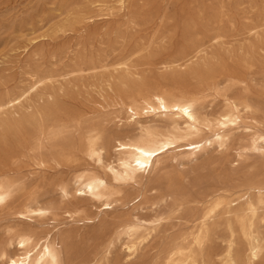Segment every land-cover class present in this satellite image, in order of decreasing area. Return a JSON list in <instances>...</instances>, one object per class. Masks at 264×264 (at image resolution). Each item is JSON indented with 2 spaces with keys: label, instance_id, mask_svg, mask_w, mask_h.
Segmentation results:
<instances>
[{
  "label": "rangeland",
  "instance_id": "1",
  "mask_svg": "<svg viewBox=\"0 0 264 264\" xmlns=\"http://www.w3.org/2000/svg\"><path fill=\"white\" fill-rule=\"evenodd\" d=\"M157 92L193 100L202 120L237 102L249 133L264 131V0H0V184L13 191L0 207V249L21 253L8 244L17 234L52 235L66 241L65 264H264V204L244 221L234 210L248 191L257 201L248 185L264 177L243 127L194 157L183 149L207 128L187 140L184 124L149 112L146 141L182 146L141 185L111 182L122 193L110 209L80 195L77 180L105 176L117 140H135L125 104ZM137 219L151 236L128 257L125 225ZM252 236L262 241L255 260Z\"/></svg>",
  "mask_w": 264,
  "mask_h": 264
},
{
  "label": "bare ground",
  "instance_id": "2",
  "mask_svg": "<svg viewBox=\"0 0 264 264\" xmlns=\"http://www.w3.org/2000/svg\"><path fill=\"white\" fill-rule=\"evenodd\" d=\"M113 70H115V68ZM232 81L234 80L232 79ZM14 104V100H10L8 102V106ZM125 106L129 109V112H132L133 116H135L134 118H137V120L135 121L137 125L135 129V140L131 142L117 140V150L121 155L117 159V162H111L106 165L102 164L105 176L95 174L87 177H81L77 180V184L80 186V188L78 189L81 191L80 195L87 194L90 199L97 201L103 200V205H106L105 209H110L109 207L114 202V200L110 199L112 195L116 197H121L122 193V190L120 188L111 186V182H115V184L117 185H141L142 183H144V179H146L148 175L153 172L162 153L168 151L172 147L174 148L182 146L179 145L180 139L177 137H164L151 142L146 141V138L152 133H154V130L149 125H147L148 120L143 119V116L145 114H148L149 112L156 117H160L163 114L165 118L171 119V121L169 122V126L177 128L178 124H184V126L181 128H183V130L185 131V136L187 140L193 135L201 137L202 132L206 130L204 128H207V130L209 131L207 135H205L204 137L202 136V139H200L199 141H189L186 145H189L191 147L183 149V152H188L189 154H191V156L197 157V155L200 154L202 151H208L211 147H219L222 149L226 147L231 141L229 130L232 129V126L243 127V130L246 133L248 132V135L251 136V143L248 147L245 148L246 152L256 155L259 154L261 157L264 156V131L251 130V132L249 133L250 126L246 124L241 114L240 104L237 102L228 103L227 111L224 113H220L213 120H209L208 118L202 120L201 114L199 110L196 109L193 100H182L175 97L170 98L166 94L160 92L151 94L149 98H142L139 101L126 103ZM146 109L147 111H145ZM185 109H187V112H185ZM222 129L224 130L221 131ZM102 151L103 149L100 148L91 150L92 153H97L98 160L103 163ZM239 185L241 184H238V186ZM248 186L250 189L253 188L256 190V196L258 199L256 202H254L251 192L248 191L240 197L241 200L239 204L234 203V205H236V207H234V210L239 212V210L242 209V213L237 214H239V217H241L243 221L245 219L244 216L246 215L250 214L251 216H255L258 210V205L264 204V177L258 179V181H255ZM63 191L65 194H68L67 189L63 188ZM12 193L13 191L11 189V186L5 187L4 185L0 184V198H2L0 199V207L4 206L8 202V200L12 196ZM143 196V193L138 194L140 200L143 198ZM24 209L26 213L28 212L31 215L46 214V211H44L43 209H33L29 205L25 206ZM20 214L23 213L21 212ZM148 223L149 221L147 220L137 219L136 222L127 223L125 225V233L128 237V242L125 245V249L127 250L128 257L134 256L136 251L138 250V246L151 236L150 233H148L149 235H147L145 238H142L143 235H139L147 229V226L145 225H147ZM143 229L145 230L143 231ZM14 243L16 244L19 250H22V252L8 253L4 248V246L6 245L2 244L0 249V261L2 263L65 264V239L58 240L52 235H47L45 238L37 241L35 237L31 234H17L14 240H9L8 244L11 245ZM261 250L262 241L260 240L259 236H252V240L250 243L251 259H257L261 253Z\"/></svg>",
  "mask_w": 264,
  "mask_h": 264
},
{
  "label": "snow or ice",
  "instance_id": "3",
  "mask_svg": "<svg viewBox=\"0 0 264 264\" xmlns=\"http://www.w3.org/2000/svg\"><path fill=\"white\" fill-rule=\"evenodd\" d=\"M185 112H187V109H185ZM0 199H2V198H0Z\"/></svg>",
  "mask_w": 264,
  "mask_h": 264
}]
</instances>
